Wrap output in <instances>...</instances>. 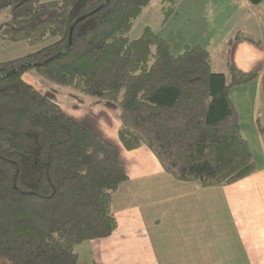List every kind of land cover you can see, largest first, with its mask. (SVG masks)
<instances>
[{
  "label": "trees",
  "instance_id": "trees-1",
  "mask_svg": "<svg viewBox=\"0 0 264 264\" xmlns=\"http://www.w3.org/2000/svg\"><path fill=\"white\" fill-rule=\"evenodd\" d=\"M152 1L165 23L176 0H0V43H46L0 63V261L77 264L78 244L116 230L112 201L127 181L117 147L68 117L26 72L72 90L77 103L111 106L122 147H147L179 181L223 186L256 172L229 91L259 74L226 62L227 85L197 45L175 54L148 28L130 40ZM256 125L264 136V121Z\"/></svg>",
  "mask_w": 264,
  "mask_h": 264
},
{
  "label": "crops",
  "instance_id": "crops-1",
  "mask_svg": "<svg viewBox=\"0 0 264 264\" xmlns=\"http://www.w3.org/2000/svg\"><path fill=\"white\" fill-rule=\"evenodd\" d=\"M176 2L172 16L165 23L162 17L159 20L156 36L168 41L175 54L185 46L197 45L211 57L216 20L224 11L221 1ZM152 3L162 16L160 4ZM223 3L229 9L239 7L243 20L252 17L259 24L264 16V3ZM251 29L259 31L254 22ZM238 32L227 43L224 63L240 73L257 72V94L264 73L263 36L255 40ZM4 45L11 49L6 58L31 51L23 42ZM61 108L117 147L127 176L112 201L116 230L107 238L78 244L77 264H264V162L254 174L229 185L203 187L198 182H182L167 174L147 147L131 151L122 147L119 118L111 106L92 98L66 111Z\"/></svg>",
  "mask_w": 264,
  "mask_h": 264
},
{
  "label": "rangeland",
  "instance_id": "rangeland-1",
  "mask_svg": "<svg viewBox=\"0 0 264 264\" xmlns=\"http://www.w3.org/2000/svg\"><path fill=\"white\" fill-rule=\"evenodd\" d=\"M212 1L219 3L221 1V9L224 10L223 14L220 13L219 17L216 20V27L212 37V43L214 47L211 50L212 71L214 73L223 72L225 74L226 84L229 85L230 77L226 72L227 70H224V62L226 58V55L224 53H226V50L228 49L227 43L232 40L235 35H237L235 33L238 31H241V33L245 34V36H252L255 40H259V34H261L263 36L262 42L264 43V16L260 17L259 24L257 23L256 18L253 19L252 17H249L248 19L243 20V17L240 14L239 7H233L229 9L226 7L225 3H223L225 0ZM161 17L163 20V16L159 15L157 9L155 8V3H152V5L148 6L136 20L132 30L129 32L130 40H136L137 38H139L146 28H148L153 34L156 35L159 29V20L161 19ZM1 21L2 16H0V22ZM253 22L255 23V25H258L259 31L256 29V31L253 32V30L251 29ZM234 27L236 31L232 32ZM4 44L9 43H0V63L20 58L28 54H21L23 56H17L14 58H6L5 54L11 49H9V45ZM44 45H46V43L43 45L41 44L32 47L28 45L26 46L28 49H31V51L29 52L31 53L37 51ZM23 79L36 90L40 91L45 96L59 103L65 111L68 106L74 107L78 104L77 100L75 99L77 98V95H74V92L72 90L52 85L38 77L32 71L26 72L23 75ZM229 95L236 109L237 115L239 116L242 137L247 141L250 147L255 165L257 167H260V165L264 162V136L258 133L255 120L258 119L260 122L264 121V94L262 92V84L260 83V89L257 94L256 85H254L253 80L249 83L231 87ZM85 100H92V98L86 97ZM254 113L256 116L255 118ZM0 264L9 263L6 261H0Z\"/></svg>",
  "mask_w": 264,
  "mask_h": 264
},
{
  "label": "water",
  "instance_id": "water-1",
  "mask_svg": "<svg viewBox=\"0 0 264 264\" xmlns=\"http://www.w3.org/2000/svg\"><path fill=\"white\" fill-rule=\"evenodd\" d=\"M262 92L264 94V74L261 76Z\"/></svg>",
  "mask_w": 264,
  "mask_h": 264
}]
</instances>
